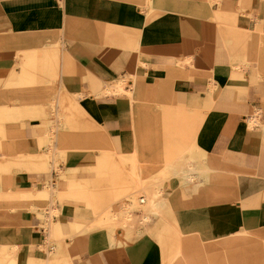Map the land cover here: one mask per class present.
<instances>
[{
	"label": "crops",
	"instance_id": "0c3cea01",
	"mask_svg": "<svg viewBox=\"0 0 264 264\" xmlns=\"http://www.w3.org/2000/svg\"><path fill=\"white\" fill-rule=\"evenodd\" d=\"M206 2L0 0V256H13L8 264H48L50 232L67 235L53 258L67 252L72 264H165L157 217L132 240L120 228L87 232L126 191L115 179L124 175L130 189L128 170L161 178L173 162L184 167L163 182V216L179 225L183 251L166 264H191L189 242L202 264H225L226 255L229 264L260 263L249 241L264 239V0H220L213 14ZM126 77L131 95L107 93ZM53 111L64 120L59 136ZM57 153L64 177L53 167ZM49 178L74 198L28 209ZM87 185L92 205L107 206L95 219L78 191ZM55 209L61 216L45 228ZM220 239L222 249L205 250Z\"/></svg>",
	"mask_w": 264,
	"mask_h": 264
},
{
	"label": "rangeland",
	"instance_id": "374dc122",
	"mask_svg": "<svg viewBox=\"0 0 264 264\" xmlns=\"http://www.w3.org/2000/svg\"><path fill=\"white\" fill-rule=\"evenodd\" d=\"M153 2V0H147L148 4L146 3V6L148 8L151 7V3ZM192 1H196V0H192ZM207 2L204 3L207 7V9H209V11L213 14L216 13L212 7L215 6H219L220 5V0H206ZM217 2V3H216ZM193 3V2H190ZM191 5L193 4H189L190 7H192ZM153 11H149L148 12V16L153 15ZM131 18H133L132 14L130 16V20ZM73 21L70 20L68 17H66V22H65V28H64V33L67 34L68 32V27L71 25ZM78 22H81V20H78ZM129 22H133V21H129ZM67 53V52H64ZM126 83H122V82H117L118 84H114L117 87H113L111 90L107 91V93H124L126 92L128 95H131V92L126 90V87H129L131 84V80L130 78L126 77L125 79ZM123 87H125V90H123ZM54 102V101H53ZM61 111H53L52 112V118H53V122H56L52 135H57L58 136L61 134V130L62 127L64 126V120L63 117L60 115L58 116V113H60ZM259 123V119L257 117L252 118L249 121V125L250 127H254L256 124ZM263 130H264V126H263ZM55 131V132H54ZM120 157V156H118ZM50 155L46 154L45 156H43L41 158V160H43L45 165H49L50 166ZM53 159H55V163L54 166H56V170L58 171V173L61 174L62 177H64L65 173L62 172L59 168H58V164L60 160V154L57 153L54 155ZM52 160V159H51ZM195 160V158L193 159ZM198 162H201L199 159H196ZM129 163L132 162V160L128 161ZM193 163V162H192ZM116 165V162H115ZM183 167L181 165L175 164V162L173 163H169L168 166L165 168V170L162 172V177L161 178H157L156 176H145L143 177V174H139V169L138 172H135V169H132L131 171L128 170L129 172H131V177L134 180V186L130 187V185L128 184V181L125 179V176L122 175V182H117L116 179L114 181V185L118 186L120 188H124L126 191L122 194H115L114 197L109 201V203L112 204V206L110 205V211L112 216L107 217V222H104V224H99L97 223V225L92 226L90 228V230L87 232V234L95 229H107L111 228L113 229V231L117 228L123 229L126 233V237L127 239L132 240L135 237H138L139 235L143 234L144 232H151L152 230H154L156 227L154 226L155 224L153 223V218L157 217L159 220H161V223L163 224V228L161 227L162 230V234H163V238L161 240V244H162V250H163V257H164V261L165 264L168 262V259L170 261L173 262H181L182 259L179 258V253L182 250V239H181V230L178 224L174 223V221H172L169 218H165L163 216L165 209L169 206V201L165 200L164 195H165V190L163 189V182L166 179H169L170 174H180V171H183ZM135 170V171H134ZM184 173V172H183ZM142 175V176H141ZM185 175V174H184ZM115 178V176H114ZM142 178V181H141ZM190 179V178H189ZM162 181L161 183H158L156 181ZM74 189V188H73ZM73 189L71 188L70 191L64 190L65 192H72ZM80 191H85L87 192L83 198L85 200L88 201L89 206H91L92 208V212L93 214H95L94 219L99 216L100 214H102V211H105L107 209V206L104 207L101 211L99 207L97 206H93V202L91 199L95 198V196L92 195V190L90 188V185H87L85 187V189L83 190H78ZM69 193V194H70ZM34 195H35V201L34 203L28 207V209L31 210H37V209H43V211H46V209L48 208L47 205L52 201H59L60 203H62L63 200L67 199V198H74L73 194L67 195L64 197L63 191L58 189V182L54 183L53 185V181L49 178V180L46 182L45 187L44 188H37L34 190ZM139 196H145L147 202L150 201L151 197H152V201H157L155 203L157 204H147L145 206H143L141 208V206H132L131 202H133V204H138V198ZM23 197H26V195H24ZM87 197V199H86ZM97 198H104L103 196H99ZM158 198H161L160 200H158ZM164 199L166 201L165 205L162 206L164 204V201L162 200ZM105 201V200H103ZM121 201L122 205L121 206H116V202ZM115 204V205H113ZM149 205V206H148ZM16 206V208H21V206L19 205H13ZM141 210L142 211V216H138V211ZM154 213V214H153ZM61 216V209H55L51 211V215L48 218H45L42 222V225L46 228L48 227V225L51 223V225H53V216ZM148 221H146L145 219ZM101 220V219H100ZM151 221V222H150ZM165 221V222H164ZM49 223V224H48ZM87 223V222H86ZM159 229V228H157ZM165 230V232H164ZM252 231V230H250ZM166 233V234H165ZM249 233V230H243L242 232H238L236 233V237L242 236V235H246ZM174 236L171 237V236ZM67 235L63 234V235H54L52 232H50L49 235V241L48 244L49 246L53 249V251L50 252V260L48 264H58V259L60 261H63L64 264H72L71 260L69 258V255L67 252H65L63 255H61L58 258H53L55 257V254L57 252L60 251V247L61 244H65L64 238ZM231 239L234 238H230V239H226V241H229ZM235 239H239V238H235ZM234 239V240H235ZM224 240V239H223ZM222 241V239L220 240H214V241H208L205 244V250L206 251H211V250H218L221 247H217L218 242ZM251 242V244L254 246V251L253 252H257L260 251L261 254L260 255H256L253 254V257H255L256 259L259 258L257 261H259V264H264V239L259 238V239H252L251 241H249V243ZM207 246H214L213 248L207 247ZM216 246V247H215ZM237 246V245H236ZM240 246V245H239ZM225 247V246H224ZM18 249V246L16 245V247H12L13 252H15ZM222 249V248H221ZM233 247H226L225 251H232ZM183 251V250H182ZM187 251V253H191V264H202V253H201V248L197 246V244H194L192 242L189 243H185V252ZM229 255H226L225 260L226 263L225 264H229ZM13 256H9L8 259L0 256V264H8V261L10 259H12ZM178 259V260H177ZM29 264H39V258H30L29 260ZM187 264H189V261H187Z\"/></svg>",
	"mask_w": 264,
	"mask_h": 264
},
{
	"label": "bare ground",
	"instance_id": "6f19581e",
	"mask_svg": "<svg viewBox=\"0 0 264 264\" xmlns=\"http://www.w3.org/2000/svg\"><path fill=\"white\" fill-rule=\"evenodd\" d=\"M131 164H132L133 167H134V165L137 164V161H136V160H132ZM142 170H143V169H142ZM141 172H142V171H141ZM141 176H142V175H141ZM141 180H142V178H141ZM141 197H142V196H139V198H138V202H137L138 204H133V202H131V205H132V206L137 205V206H139V207L141 206V208H142V206H145L146 203H147V204L150 203L149 201L147 202V200H145V203H141ZM154 202H157V201H154ZM155 204H157V203H155ZM153 214H154V213H153ZM144 219H145V218H144ZM107 220H108L107 217H106V216H103V217L101 218V220H100L99 222H97V223H99V224H104V222H107ZM145 220H146V219H145ZM146 221H147V220H146ZM147 222H148V221H147ZM97 223H96V224H97Z\"/></svg>",
	"mask_w": 264,
	"mask_h": 264
},
{
	"label": "built area",
	"instance_id": "2783aa9c",
	"mask_svg": "<svg viewBox=\"0 0 264 264\" xmlns=\"http://www.w3.org/2000/svg\"><path fill=\"white\" fill-rule=\"evenodd\" d=\"M145 200H146L145 196H142L141 197V203H145Z\"/></svg>",
	"mask_w": 264,
	"mask_h": 264
}]
</instances>
